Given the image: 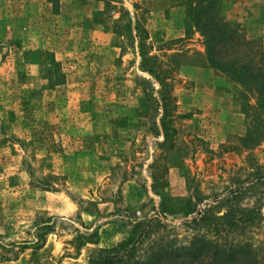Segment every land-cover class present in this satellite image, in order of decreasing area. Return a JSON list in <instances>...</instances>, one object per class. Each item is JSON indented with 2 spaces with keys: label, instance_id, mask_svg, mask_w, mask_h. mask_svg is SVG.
<instances>
[{
  "label": "rangeland",
  "instance_id": "374dc122",
  "mask_svg": "<svg viewBox=\"0 0 264 264\" xmlns=\"http://www.w3.org/2000/svg\"><path fill=\"white\" fill-rule=\"evenodd\" d=\"M220 12L234 31L225 59L264 70V0H221ZM184 19L182 0H0V264H88L126 237L121 209L161 219L142 260L201 234L264 250V183L238 202L261 204L254 228L185 220L222 215L224 194L264 168V121L253 85L210 67ZM46 53L65 75L52 87ZM162 94L175 103L167 137Z\"/></svg>",
  "mask_w": 264,
  "mask_h": 264
},
{
  "label": "trees",
  "instance_id": "16d2710c",
  "mask_svg": "<svg viewBox=\"0 0 264 264\" xmlns=\"http://www.w3.org/2000/svg\"><path fill=\"white\" fill-rule=\"evenodd\" d=\"M182 2L185 4L184 26L186 33L190 29L200 32L205 45L208 65L231 75L237 81L253 85L257 95V109L264 121V70L257 66L254 67L248 62L239 63L236 59H225L223 49L234 39V31L220 12L221 0H182ZM142 32H145L144 29L141 30ZM140 35L138 36L140 39L138 52L144 58L145 55L141 51L142 36ZM150 59H155V56H151ZM40 65L46 73L43 76L47 79L48 87L65 81L60 64L52 54L46 53L45 57L40 59ZM146 70L157 78L158 75L154 73L152 67ZM172 99L174 98L170 95L166 96V94H162L160 98L159 106L163 111L161 126L165 137L168 136V126L173 118L170 109L172 106L175 107V103L171 104ZM256 182L264 183V168L253 175L250 184L243 183L232 187L224 194L221 202L226 207L222 215L213 216L209 214L208 209H203L191 218L185 219L186 222L196 230L214 233L245 231L248 227L258 226L263 218L260 210L261 204L248 208L238 205L245 191L252 189ZM262 195H264V191H256V202ZM161 198L163 199V195ZM188 207L183 214L191 216L195 210L190 203ZM161 211L168 213L169 209L162 206ZM120 212L127 218L128 233L126 237L114 247L99 250L97 257L91 259L88 264H162L164 260L176 261L179 259L189 263L207 259L209 264H264V250L260 245L253 246L250 241H242L239 238L236 241L219 243L203 234L195 235L187 245L170 247L167 250L158 248L148 253L142 260L139 257V252L143 242L161 224V219L158 216L142 215L139 212L136 213V218L132 219L126 210L121 209Z\"/></svg>",
  "mask_w": 264,
  "mask_h": 264
}]
</instances>
